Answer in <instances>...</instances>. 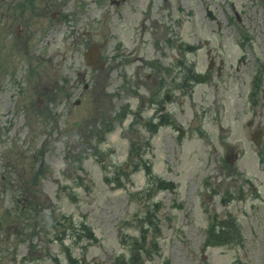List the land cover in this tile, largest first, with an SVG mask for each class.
<instances>
[{"label":"rangeland","instance_id":"obj_1","mask_svg":"<svg viewBox=\"0 0 264 264\" xmlns=\"http://www.w3.org/2000/svg\"><path fill=\"white\" fill-rule=\"evenodd\" d=\"M229 214L239 245L204 247ZM124 239L139 264H264V0H0V264H112Z\"/></svg>","mask_w":264,"mask_h":264},{"label":"flooded vegetation","instance_id":"obj_2","mask_svg":"<svg viewBox=\"0 0 264 264\" xmlns=\"http://www.w3.org/2000/svg\"><path fill=\"white\" fill-rule=\"evenodd\" d=\"M153 64H154L153 67L156 69V71H159L162 68L160 66V62L158 60L154 61ZM79 75H78V78L76 79V81H74L73 86H75V84L79 85L82 83L84 91H86L89 88V85L91 83H93V85L96 86V75L94 77H92L91 79L86 78V72L85 71L79 72ZM69 82L70 81L66 78L65 84L67 85ZM157 83H158V86H157L156 90L148 95L146 102L144 101V103H148V104H146L147 107L149 106L151 108V111L148 112V114H147L148 116H146V118H142L145 127H150V126L156 127V126H158V124L163 120L164 114L167 111V105L172 100L171 99L172 95L170 93H166L168 91H165V86H163V78L158 77ZM175 84L176 83L174 82V85ZM64 89H65V87H64ZM79 102H80V100H77V103H79ZM142 103H143V101H142ZM151 132H152V130H151Z\"/></svg>","mask_w":264,"mask_h":264},{"label":"trees","instance_id":"obj_3","mask_svg":"<svg viewBox=\"0 0 264 264\" xmlns=\"http://www.w3.org/2000/svg\"><path fill=\"white\" fill-rule=\"evenodd\" d=\"M146 166V172L151 174L149 170L148 163L143 162ZM162 189H167L171 187L169 182L160 181ZM154 218L152 217V221H150L151 225L154 227ZM156 226V223H155ZM141 237L144 238L145 232L142 231ZM87 237H91L90 234ZM240 237L239 235V227L238 224L233 219H222L217 221L215 224H212L208 229V236H207V243L208 244H225L231 241H236ZM136 245V243H134ZM143 249V246L133 248L132 252L129 254L128 257L122 258L120 264H139V251Z\"/></svg>","mask_w":264,"mask_h":264},{"label":"water","instance_id":"obj_4","mask_svg":"<svg viewBox=\"0 0 264 264\" xmlns=\"http://www.w3.org/2000/svg\"><path fill=\"white\" fill-rule=\"evenodd\" d=\"M94 47L92 46L90 47L85 53H84V59H85V64L88 67H93L92 64H90L91 62L95 61V56H94ZM256 144H258V140H254Z\"/></svg>","mask_w":264,"mask_h":264}]
</instances>
